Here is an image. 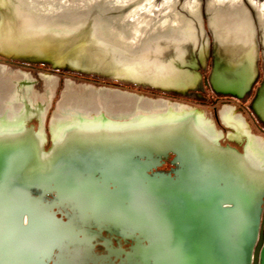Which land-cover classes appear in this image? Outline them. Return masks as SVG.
I'll return each mask as SVG.
<instances>
[{
    "label": "bare ground",
    "instance_id": "bare-ground-1",
    "mask_svg": "<svg viewBox=\"0 0 264 264\" xmlns=\"http://www.w3.org/2000/svg\"><path fill=\"white\" fill-rule=\"evenodd\" d=\"M204 18L215 40L214 86L240 93L241 77L246 81L257 55L260 59L264 52V0H207L205 7L201 0H0V60L45 64L90 77L116 75L121 83L184 92L198 86L193 69L209 56L205 38L201 42ZM1 70L0 125L14 120L6 109L11 106L19 112L20 95L39 107L38 113L49 106L57 77L41 76L45 90L39 96L31 76ZM229 79L236 83L226 84ZM57 108L53 129H65L62 137L79 138L96 133V128L85 132L95 124L123 133L128 132L119 128L123 125L166 124L184 110L181 105L115 91L77 89L71 81ZM23 113L24 118L34 114L29 109ZM171 125L182 126L178 121ZM197 138L209 146L213 143L204 132ZM263 143H253L247 160H242L244 170L254 176L264 175Z\"/></svg>",
    "mask_w": 264,
    "mask_h": 264
},
{
    "label": "flooded vegetation",
    "instance_id": "flooded-vegetation-1",
    "mask_svg": "<svg viewBox=\"0 0 264 264\" xmlns=\"http://www.w3.org/2000/svg\"><path fill=\"white\" fill-rule=\"evenodd\" d=\"M0 63L6 68H13L16 73L35 77L36 85L39 81L42 82L41 76L57 77L61 88L64 87L67 79L77 81L67 74L55 73L41 66L30 67L1 61ZM212 64L213 53L209 49L205 67L197 63L196 75L200 76V83L195 90L183 95L82 79L84 83L181 105L184 110L181 114H175L170 122L178 121L182 127H188L196 137L200 132H204L207 139L213 141L211 146L201 142L203 159L197 162L186 159L180 165L176 163V156L170 154L167 159L159 161L157 168L149 175L151 179L165 177L173 183H180L182 191L179 196L182 204L180 212L184 215L188 210L196 212V215L202 212V199L207 191L206 184L212 183L211 187H213V182L215 184L220 178L230 180L234 177L232 157L242 165V160H247L246 157L253 143L258 140L259 143L264 142V125L258 122L252 112L256 95L264 84L261 54L257 65V82L249 94L241 100L217 95L210 86L205 85L211 75ZM16 90L20 91L19 85H16ZM55 94L49 106L42 108L39 113V107L24 101L20 95V103L16 108H20L19 112L22 113L29 109L34 114L24 118L21 116L22 113L8 106L6 110L12 111L8 113L14 120H8L6 124L0 125V264H155L154 262L159 263V260L168 264L170 256H154L159 245L169 247L171 243V237L166 231L161 232L160 229L156 232L160 224L145 221L140 213L134 214L135 217L132 216L129 220L123 214L120 215L114 202L106 198V195L91 196L90 193L85 192L88 188L86 184L89 183V176L84 175L76 179L77 189L71 184L75 178H71L69 183L71 191L68 189L66 190L68 192L58 189L59 185L53 186V189H56L54 193L42 191L40 172L43 168H60L63 163L60 158L65 153L112 151L115 144L111 142L123 136L117 130L111 131L104 124L95 123H92L95 124L94 127H86L85 132L96 128V133L87 134L86 137L60 136L65 129L56 132L52 127L62 96L59 87ZM92 118L95 119L96 116ZM192 124L197 126L194 130ZM119 125L122 126L123 123ZM93 136L92 141H97V144L78 143L79 141L88 143ZM107 140L110 142L107 143ZM230 152H233L231 156L226 155ZM50 153L53 154L52 158L45 161L43 155L48 156ZM15 157L19 159L14 160ZM17 168L20 169L19 172H16ZM103 168L110 169V166L104 165ZM100 169V166H95L92 170L98 173ZM177 173L180 175L177 176ZM245 173L244 171L241 176L242 180L247 178ZM99 177L92 176L93 183L115 182L109 180L110 176L108 179ZM256 177L260 182H264V175ZM51 182L59 184L63 179L53 175ZM140 200L142 199L137 197L132 200L137 212ZM187 200H190V206L198 205L190 208L187 206ZM150 202L157 204L156 198L150 199ZM104 206H108L109 209ZM166 211L167 209L164 212ZM261 211L264 215V200ZM46 212L51 217V225L47 226L51 232L45 233L46 239H43V217ZM179 215L182 218L180 213ZM28 220L31 221L30 225ZM157 220L155 218L153 222ZM192 222L191 218L190 224ZM182 226L186 227L183 220ZM189 230H193V223Z\"/></svg>",
    "mask_w": 264,
    "mask_h": 264
},
{
    "label": "water",
    "instance_id": "water-1",
    "mask_svg": "<svg viewBox=\"0 0 264 264\" xmlns=\"http://www.w3.org/2000/svg\"><path fill=\"white\" fill-rule=\"evenodd\" d=\"M205 19L203 20V29L205 28ZM206 23L207 30H203L201 42L205 38L207 51L211 49L213 53V64L211 75L205 85L210 86L217 95L241 100L249 94L257 82L259 55L250 67L248 72L250 74L246 81L244 80L246 77H241L243 79L241 84L244 88L240 93L221 91L215 88L214 81L218 73L214 50L215 40L210 33L207 19ZM206 32L208 39L206 38ZM209 38H211L210 41ZM256 44L258 49L261 48L260 43L256 42ZM261 58L264 65V52H262ZM206 61L207 57L205 60H198L197 63L204 68ZM197 63L193 69L195 75L198 71ZM39 66L48 68L55 73L65 74V71H55L49 65L39 64ZM79 75L86 76L84 74ZM197 77L200 83L201 78L198 75ZM98 78L112 81L115 84L121 83L120 77L116 75H100ZM233 83L236 82L229 79L226 84L231 85ZM121 84L161 93L175 92L181 95L195 90L189 89L184 92H176L161 90L148 84ZM252 112L258 122L264 125V84H262L256 95ZM141 125L143 124L122 127V131L127 130L128 132H123L121 138L119 137L111 142L115 144V148L112 151H101L102 155L99 151L94 150L65 153L60 158V161H63L60 168H43L40 172L42 191L54 193L56 189H53V186L59 185L58 189L68 192L71 191L69 189L71 178H75L71 181V184L75 185L77 189L76 179L84 175L89 176V183L86 184L88 188L85 192L90 193L91 196L106 195V198L114 202L120 215L123 214L129 220L134 214L140 213L145 221H151V224H160L156 232L160 229L161 232L166 231L171 237V243L169 247L159 245L158 250L154 252V256H170L168 264H264V215L261 211L264 200V182H260L256 176L244 170L243 166L238 164L237 159L232 157L235 168L234 177L230 180L220 178L215 184L213 182L214 189L211 187L212 183L206 184L207 191L206 196H203L202 199V212L196 215V212L188 210L187 214L184 215L183 212H180L182 208L181 198L179 197L182 192L180 183H173L165 177L151 179L149 175L157 168L158 162L167 159L170 154L176 156V163L180 165L186 159L194 162L203 159L201 141L194 133L190 132L188 127L171 128L174 127L171 122L166 124L157 123L151 126ZM93 138L94 136L88 143L81 141L78 143L97 144V141H92ZM109 142L107 140V143ZM232 153H226V155L231 156ZM52 156V153L48 156L43 155V159L49 161ZM104 165L110 166V169H104ZM95 166L101 167L98 173H94L92 170ZM86 167L88 168L85 169ZM70 168L76 169L71 170ZM244 171L247 178L242 180L241 176H243ZM53 175H58L60 179H63V182H59V184L51 182ZM176 175L179 176L180 173ZM92 176H100L99 178L103 179L105 177L108 179L110 176L109 180L112 179L115 182L95 184ZM77 181L79 182V180ZM134 197L142 199L139 201L138 212L135 211L134 207L136 206L132 204ZM153 198H156L157 204L150 202V199ZM186 202L190 208L198 205L192 204L190 206V200ZM109 205L113 207L111 204ZM104 208L109 209L108 206H104ZM165 208L167 209L166 212H164ZM179 213L182 218H180ZM189 216L193 219V230L191 231L189 228L192 223L190 224L191 218ZM43 218V239H46L45 233L51 232V229H47V226L51 225V217L46 212ZM155 218L158 219L157 222H153ZM182 220L186 227L182 226ZM28 223L30 225L31 221L28 220ZM159 261V263H154L165 264L163 261Z\"/></svg>",
    "mask_w": 264,
    "mask_h": 264
},
{
    "label": "rangeland",
    "instance_id": "rangeland-1",
    "mask_svg": "<svg viewBox=\"0 0 264 264\" xmlns=\"http://www.w3.org/2000/svg\"><path fill=\"white\" fill-rule=\"evenodd\" d=\"M180 1H182V0H180ZM201 2H202V4H203V6L205 7L206 6V4H207V0H201ZM204 31H206L207 30V23H206V19H205V21H204ZM206 34H207V32H206ZM206 38L208 39V34L206 35ZM209 39H211V38H209ZM1 62H6V61H2V60H0ZM7 63H13V62H7ZM13 64H18V63H13ZM22 65H26V66H30V67H40L39 66V64H36V63H33V64H27V63H22ZM49 67V66H48ZM0 68L2 69L1 70V72L3 73V74H9V75H16V74H18V73H16L15 71H14V69L13 68H6V67H4V66H2V64L0 63ZM65 74H67L68 75V77H73V80L74 79H76L77 81H72V80H66V84L64 85V87H60V85L58 84L57 85V88L59 87V91H60V95H62L63 93H64V91H65V88H66V85H67V82H69V81H71V82H73L74 84H75V86H76V88L77 89H85L86 91H88V90H90V89H94V90H96V91H100V90H108V91H112V90H114L113 88H105V87H102V86H98V85H94V84H89V83H84L83 81L84 80H82V79H91V80H94V81H103V82H105V81H107V80H103V79H100V78H98V77H87V76H82V75H79V74H74V73H69V71H65L64 72ZM34 78V79H33ZM32 79L33 80H35L36 78L35 77H33L32 76ZM107 82H110V83H114V82H112V81H107ZM119 85H123V86H126V85H124V84H121V83H119ZM128 87H132V86H130V85H127ZM56 88V89H57ZM34 91L37 93V94H39V96L40 95H42L43 93H44V84L42 83V82H38L37 83V85L35 84V86H34ZM114 91H118V90H114ZM118 92H121V91H118ZM121 93H123L124 95L126 94L127 96H134V97H138V98H141V99H148V100H151V101H159V100H157V99H154V98H151V97H149V96H143V95H135V94H133V93H129V92H121ZM56 95V94H55ZM54 95V96H55ZM58 96H59V94H58ZM54 113H55V111H54ZM242 151V150H241ZM240 151V152H241ZM240 154V153H239ZM16 159H19V157H15L14 158V160H16ZM7 160H10V159H7ZM19 170L20 169H16V172H19ZM27 174L29 175V172H27Z\"/></svg>",
    "mask_w": 264,
    "mask_h": 264
}]
</instances>
